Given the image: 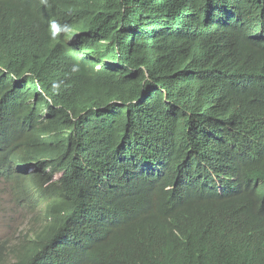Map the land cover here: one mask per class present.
<instances>
[{
    "label": "trees",
    "instance_id": "16d2710c",
    "mask_svg": "<svg viewBox=\"0 0 264 264\" xmlns=\"http://www.w3.org/2000/svg\"><path fill=\"white\" fill-rule=\"evenodd\" d=\"M0 67V264H264V0H0Z\"/></svg>",
    "mask_w": 264,
    "mask_h": 264
},
{
    "label": "rangeland",
    "instance_id": "374dc122",
    "mask_svg": "<svg viewBox=\"0 0 264 264\" xmlns=\"http://www.w3.org/2000/svg\"><path fill=\"white\" fill-rule=\"evenodd\" d=\"M32 218V213L16 203L9 182L0 178V242L13 247L18 237H28L38 227Z\"/></svg>",
    "mask_w": 264,
    "mask_h": 264
},
{
    "label": "clouds",
    "instance_id": "9594fccd",
    "mask_svg": "<svg viewBox=\"0 0 264 264\" xmlns=\"http://www.w3.org/2000/svg\"><path fill=\"white\" fill-rule=\"evenodd\" d=\"M64 31H65L64 28H61V29H60L57 25L53 24L52 27H51V36L54 37V36H56L59 32H64ZM81 32H82L81 30L76 29V28L68 29V30H67V33H68V38H67V40H68V41H72V40H73L76 36H78ZM90 59H91V58H88V60H86V59H83L82 57H79V58H77V60L74 62V64H75L76 66H78V65L81 64V62H84V63H87V68L89 69L88 72H96V71H98L100 67H99V66H94V67H92V66L89 64ZM85 67H86V65H85ZM0 69L3 71V73H6V72H7L6 69H3V68H1V67H0ZM24 76H30V73H27V74H25ZM14 79H16V78H14ZM36 83H37V81H34V83H33V85H35L36 88H37V89H36V92H40V93H42L40 87H39ZM42 95H44V94L42 93ZM0 178H3V177H0ZM57 178H58V176H55L53 180H56Z\"/></svg>",
    "mask_w": 264,
    "mask_h": 264
},
{
    "label": "bare ground",
    "instance_id": "6f19581e",
    "mask_svg": "<svg viewBox=\"0 0 264 264\" xmlns=\"http://www.w3.org/2000/svg\"><path fill=\"white\" fill-rule=\"evenodd\" d=\"M141 156V155H140Z\"/></svg>",
    "mask_w": 264,
    "mask_h": 264
}]
</instances>
